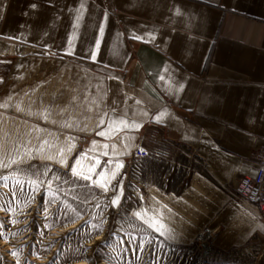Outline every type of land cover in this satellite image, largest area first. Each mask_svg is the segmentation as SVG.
<instances>
[{
    "label": "crops",
    "instance_id": "obj_1",
    "mask_svg": "<svg viewBox=\"0 0 264 264\" xmlns=\"http://www.w3.org/2000/svg\"><path fill=\"white\" fill-rule=\"evenodd\" d=\"M140 139L185 148L213 180L183 184L154 158L134 177ZM263 151L264 0H0V171L52 164L115 186L158 240L210 228L228 251L264 239V205L223 186Z\"/></svg>",
    "mask_w": 264,
    "mask_h": 264
},
{
    "label": "rangeland",
    "instance_id": "obj_2",
    "mask_svg": "<svg viewBox=\"0 0 264 264\" xmlns=\"http://www.w3.org/2000/svg\"><path fill=\"white\" fill-rule=\"evenodd\" d=\"M116 195L52 164L0 171V264H161L165 243ZM251 246L264 264V240Z\"/></svg>",
    "mask_w": 264,
    "mask_h": 264
},
{
    "label": "built area",
    "instance_id": "obj_3",
    "mask_svg": "<svg viewBox=\"0 0 264 264\" xmlns=\"http://www.w3.org/2000/svg\"><path fill=\"white\" fill-rule=\"evenodd\" d=\"M151 131L158 135L160 128L152 125ZM142 142L143 139H140L137 147L127 159L130 169L137 168L134 164L136 160L154 158L168 166L172 174L179 172L183 184L194 173H201L209 180H213L211 171L199 161L196 164L191 163L192 161L184 162L185 148L157 146L145 149L142 147ZM257 160L259 168L253 176H234L223 184L232 200L257 206L264 205V151L257 154ZM215 234V230L205 228L188 244H165L161 264H261L256 260L258 253L251 246L252 243L244 248L222 251L214 246Z\"/></svg>",
    "mask_w": 264,
    "mask_h": 264
},
{
    "label": "snow or ice",
    "instance_id": "obj_4",
    "mask_svg": "<svg viewBox=\"0 0 264 264\" xmlns=\"http://www.w3.org/2000/svg\"><path fill=\"white\" fill-rule=\"evenodd\" d=\"M33 7H35V5H33ZM100 31L103 32V28L102 27H101ZM97 47H99V42H97Z\"/></svg>",
    "mask_w": 264,
    "mask_h": 264
},
{
    "label": "bare ground",
    "instance_id": "obj_5",
    "mask_svg": "<svg viewBox=\"0 0 264 264\" xmlns=\"http://www.w3.org/2000/svg\"><path fill=\"white\" fill-rule=\"evenodd\" d=\"M129 169V168H128Z\"/></svg>",
    "mask_w": 264,
    "mask_h": 264
}]
</instances>
